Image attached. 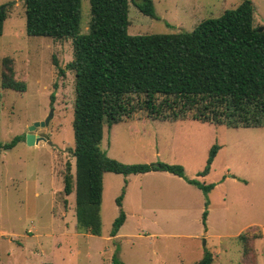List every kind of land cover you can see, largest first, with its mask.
Returning a JSON list of instances; mask_svg holds the SVG:
<instances>
[{
    "label": "rangeland",
    "instance_id": "374dc122",
    "mask_svg": "<svg viewBox=\"0 0 264 264\" xmlns=\"http://www.w3.org/2000/svg\"><path fill=\"white\" fill-rule=\"evenodd\" d=\"M134 1L128 4L130 35L191 31L202 19L216 17L241 0H152L155 18L143 14ZM252 1L254 25L264 27V0ZM0 6L7 11L0 35V75L3 60L9 58L15 80L26 85L23 92L3 89L0 76V144L51 115L46 126L36 129L49 142L28 145L24 139L11 149L0 148V264H113L114 255L123 264H196L205 250L212 252L213 264H264V127L170 122L143 116L144 111L106 126L101 149L109 157L125 164H179L187 178L204 169L211 147L218 145L210 172L201 179L214 184L207 194L209 208L203 223L205 195L181 177L166 185L187 188V209L131 215L119 230L121 236L110 238L119 215L116 198L122 190L132 196L144 181L108 172L101 233L79 231L74 187L70 195L63 193L67 167L75 172V75L66 68L73 59L72 40L28 35L23 0H0ZM89 19V0H81L82 32ZM248 226L258 237L249 240L246 250L236 236Z\"/></svg>",
    "mask_w": 264,
    "mask_h": 264
},
{
    "label": "trees",
    "instance_id": "16d2710c",
    "mask_svg": "<svg viewBox=\"0 0 264 264\" xmlns=\"http://www.w3.org/2000/svg\"><path fill=\"white\" fill-rule=\"evenodd\" d=\"M23 4L28 35L72 40L73 59L66 68L75 75L71 150L75 172L72 175L67 167L63 193L69 195L74 187L77 229L101 233L105 172L126 176L167 171L200 188L207 206L214 184L186 178L179 164H125L109 157L101 149L104 128L135 117L137 111L164 121L190 118L227 127H264V29L254 25V2L241 0L216 17L202 19L191 31L147 35L128 33L129 0H89L90 19L84 32L81 0H23ZM134 4L143 14L156 17L152 0ZM6 17V9L0 6V35ZM9 62L3 60L1 87L25 91V83L15 80ZM59 71L64 73L62 68ZM24 136L16 135L0 148L11 149ZM218 148L211 147L197 176L209 172ZM122 197L123 193L115 200L119 215L110 236L125 219ZM206 215L207 210L203 223ZM250 231L236 237L246 250L249 240L258 237ZM113 264L123 263L114 255ZM196 264H213L212 253L205 250Z\"/></svg>",
    "mask_w": 264,
    "mask_h": 264
},
{
    "label": "crops",
    "instance_id": "0c3cea01",
    "mask_svg": "<svg viewBox=\"0 0 264 264\" xmlns=\"http://www.w3.org/2000/svg\"><path fill=\"white\" fill-rule=\"evenodd\" d=\"M133 118H135V117H133ZM186 119H190V118H186ZM186 119H181V120H186ZM176 121H178V120H176ZM170 122H172V121H170ZM209 172H210V170H209ZM209 172L205 176H197V174H196L195 179H198L199 181H201V179L204 180V178L209 174ZM107 173L108 172H105L103 174V178H102L103 186H105L104 179H105V175ZM115 174H117V173H115ZM131 175H137L138 176L137 178L140 181H144V182L141 185L139 184L136 191L134 190L132 192V196H128L127 191L125 193V191L122 190L121 193H123V197H122V201H121V208L124 211L125 219H124L123 224L118 229L117 233L114 236H109L110 238H116V237L121 236L122 233L119 232V230H121L122 226H124V224L126 223L127 218L131 215L141 216L144 213H150V214H153V213H173V212L174 213L175 212L180 213L181 211L187 209L189 207V204H191V202H189L187 200V192H184V190L187 191V188L182 189L179 187L175 188L174 185H171V186L166 185V183L169 181L173 182L174 184H177L178 183L177 181H179V179H181L180 176H177V175L172 174V173L167 172V171L155 170V171H149V172H145V173L128 174L125 177H130ZM189 179H193V178H189ZM201 182H203V181H201ZM187 185H193V184L188 183ZM103 190H104V187L102 189V194H103ZM158 193H163L165 195L164 196H158L157 195ZM208 195H209V193H208ZM74 202H75V200H74ZM127 203L132 205V209L127 208ZM203 203L205 205V202H203ZM101 206H102V202H101ZM101 206H100V216H101ZM208 208H209V202H208L207 208H205V210L208 211ZM118 210H119V207H118ZM205 210H202V211L204 212ZM203 212H202V215H203ZM101 223H102V220H101ZM76 228H77V225H76ZM248 228H250V226L243 229V231L247 230ZM111 229H112V227H111Z\"/></svg>",
    "mask_w": 264,
    "mask_h": 264
},
{
    "label": "water",
    "instance_id": "95a60500",
    "mask_svg": "<svg viewBox=\"0 0 264 264\" xmlns=\"http://www.w3.org/2000/svg\"><path fill=\"white\" fill-rule=\"evenodd\" d=\"M3 8H5V6H1V9ZM263 29H264L263 26H260L258 28L259 31ZM50 118H51V115H49L47 118H45L42 121L34 122L27 128V132L24 134L25 135L24 139L28 145L36 144L39 141L49 142L47 135L42 132H39V133L36 132V129L46 126L49 123Z\"/></svg>",
    "mask_w": 264,
    "mask_h": 264
}]
</instances>
